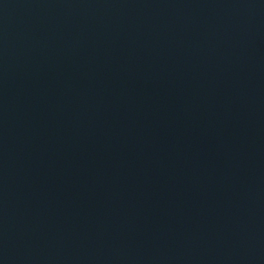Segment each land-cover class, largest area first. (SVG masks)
Wrapping results in <instances>:
<instances>
[{
	"label": "water",
	"instance_id": "water-1",
	"mask_svg": "<svg viewBox=\"0 0 264 264\" xmlns=\"http://www.w3.org/2000/svg\"><path fill=\"white\" fill-rule=\"evenodd\" d=\"M0 264H264V0H0Z\"/></svg>",
	"mask_w": 264,
	"mask_h": 264
}]
</instances>
